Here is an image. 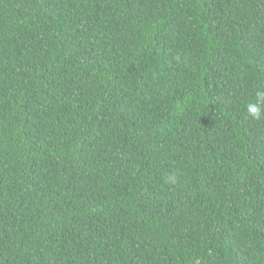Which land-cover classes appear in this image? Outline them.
Returning a JSON list of instances; mask_svg holds the SVG:
<instances>
[{
	"label": "trees",
	"instance_id": "trees-1",
	"mask_svg": "<svg viewBox=\"0 0 264 264\" xmlns=\"http://www.w3.org/2000/svg\"><path fill=\"white\" fill-rule=\"evenodd\" d=\"M258 93L264 0H0V264H264Z\"/></svg>",
	"mask_w": 264,
	"mask_h": 264
},
{
	"label": "clouds",
	"instance_id": "clouds-1",
	"mask_svg": "<svg viewBox=\"0 0 264 264\" xmlns=\"http://www.w3.org/2000/svg\"><path fill=\"white\" fill-rule=\"evenodd\" d=\"M257 96L259 99L261 96H264V94L258 93ZM247 112L253 119H256V120L264 119V115H262L261 108L259 106V102L256 104L249 103L247 105ZM168 179L171 183H176V179L174 176L169 177Z\"/></svg>",
	"mask_w": 264,
	"mask_h": 264
}]
</instances>
